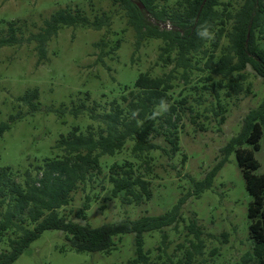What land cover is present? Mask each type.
<instances>
[{"label": "rangeland", "instance_id": "374dc122", "mask_svg": "<svg viewBox=\"0 0 264 264\" xmlns=\"http://www.w3.org/2000/svg\"><path fill=\"white\" fill-rule=\"evenodd\" d=\"M177 1L156 2L158 6L171 7ZM220 1L225 4L230 1L233 11L243 2ZM77 7L90 20L106 12L111 16L110 28L95 31L88 27L63 26L49 42L47 59L40 65L35 42L0 49V123H10L9 130L0 136V168L9 167L22 174L27 169L33 171L34 165L60 155L55 146L62 135H69L74 127L85 132L89 125H94L89 113L73 117L70 110L74 106L86 103L91 108L96 102L108 110L110 102L121 98L125 87H132L140 73L150 71L154 76H162L172 69V66L164 67L160 60L161 39L142 40L136 48L137 36L128 24L127 11L114 0H0V36H7L9 24L16 22L18 36L27 39L30 34L38 33L55 11ZM102 38L110 42L109 47L119 39L122 41L118 50L102 57L105 63L99 59L102 50L94 47ZM222 44L226 45V40ZM109 50L106 47L104 52ZM206 60L200 61L197 67L201 70L195 69L188 80L178 75L175 81L173 98L187 96L192 112L186 110L182 115L180 151L172 157L161 151L151 153L153 168L148 174L153 191L151 200L130 205L111 197L108 167L115 162L132 160L127 150L102 158L103 173L80 185L72 194L69 206L60 210L63 216L97 227L122 219L162 215L193 190L192 180H204L223 159L224 166L211 188L198 198L184 200L179 221L163 231L144 235L145 251L151 252L150 264H257L249 235L248 208L253 200L246 191L235 151L228 153L223 148L240 133L249 112L259 107L264 97V80L248 66L244 71L246 79L240 81V92L219 86L204 90V84H211L204 79L208 72L202 71ZM231 77L240 80L238 74ZM231 77L214 76L212 82L226 85ZM36 88L40 94L38 108L32 111L18 98ZM86 94L90 95L88 101ZM218 100L226 108L223 123L214 112ZM16 114H21V118L10 122V116ZM155 142L170 147L164 138ZM259 144L255 158L260 165L255 173L264 174V126ZM23 179L19 177L18 181L22 183ZM81 210L83 214L79 215ZM163 235L166 236L164 243ZM133 238L132 234L121 236L117 248L108 254L78 253L64 233L49 230L13 264H130L135 257Z\"/></svg>", "mask_w": 264, "mask_h": 264}, {"label": "trees", "instance_id": "16d2710c", "mask_svg": "<svg viewBox=\"0 0 264 264\" xmlns=\"http://www.w3.org/2000/svg\"><path fill=\"white\" fill-rule=\"evenodd\" d=\"M139 1L144 9L133 0H114V3L122 4L127 11L128 24L137 36L136 48L140 47L142 40L161 39L160 60L164 67L172 66V69L162 76H154L150 71L140 73L132 87H125L121 98L110 102L108 110L96 102L91 108L86 103L74 106L70 110L73 117L89 113L94 125H89L85 132L74 127L69 135H62L55 146L60 155L34 165L33 171L27 169L22 174L9 167L0 168V264H13L43 232L49 230L64 233L76 252L94 254L110 253L117 248L121 236L132 234L135 257L130 264H150L151 252L145 251L144 235L163 231V228L179 221L184 200L198 198L210 189L224 166L221 159L204 180H192L193 190L172 210L159 216L122 219L93 227L67 219L60 212L69 206L72 194L80 185L103 173L101 161L104 156L114 157L127 150L132 160L115 162L108 167L106 175L111 197L120 198L130 205L151 200L153 191L148 179L153 168L151 153L161 151L169 157L176 155L180 151L182 115L186 110L192 112L187 96L178 100L173 98L175 81L178 75L188 80L195 69L201 70L197 65L203 58L207 60L202 71L208 72L204 79L211 82L202 86L204 90L219 86L240 92V81L246 79L244 71L248 66L264 80V0H242L235 11L230 9V1L225 4L220 0H179L171 7L166 4L158 6L157 0ZM218 6L223 8L218 9ZM111 22V16L106 12L90 20L78 7L74 10L63 8L52 13L39 32L30 34L27 39L18 36L17 23L11 22L7 36H0V49L35 42L37 64L40 65L47 59L49 42L63 26L100 31L109 29ZM202 25L209 26L213 33L211 39H201L197 35ZM223 40H226V45L222 44ZM115 44L109 47L110 42L104 38L94 44L95 48L102 50L100 61L103 56L107 57L120 48L121 39ZM106 47L110 50L104 52ZM233 74H238L240 80L232 78ZM214 76L231 79L222 85L212 82ZM39 95L36 88L18 100L35 111ZM215 95L219 97L218 93ZM86 98L88 101L90 95L86 94ZM98 108L102 110L98 111ZM60 111L65 113V110ZM214 112L223 123L226 108L220 100ZM10 118L9 121L13 122L20 119L21 114ZM263 126L264 97L259 107L244 118L240 133L223 148L228 153L235 151L246 191L253 200L248 208L249 235L254 243L253 255L258 260L257 264H264V174L255 173L260 165L255 152L261 147L259 141ZM9 128L10 123H0V136ZM159 138H164L170 147L155 142ZM245 145L249 147H243ZM185 159L184 155L183 161ZM19 177L24 178L22 183L18 181ZM82 214L83 210L79 215ZM162 237L164 243L166 236Z\"/></svg>", "mask_w": 264, "mask_h": 264}, {"label": "clouds", "instance_id": "9594fccd", "mask_svg": "<svg viewBox=\"0 0 264 264\" xmlns=\"http://www.w3.org/2000/svg\"><path fill=\"white\" fill-rule=\"evenodd\" d=\"M197 35L201 39H211L213 37V33L209 31V26L208 25H202L198 30H197Z\"/></svg>", "mask_w": 264, "mask_h": 264}, {"label": "water", "instance_id": "95a60500", "mask_svg": "<svg viewBox=\"0 0 264 264\" xmlns=\"http://www.w3.org/2000/svg\"><path fill=\"white\" fill-rule=\"evenodd\" d=\"M136 3V5L139 7V8H141V9H144V5H143V3H141V2H135Z\"/></svg>", "mask_w": 264, "mask_h": 264}, {"label": "flooded vegetation", "instance_id": "af4514ba", "mask_svg": "<svg viewBox=\"0 0 264 264\" xmlns=\"http://www.w3.org/2000/svg\"><path fill=\"white\" fill-rule=\"evenodd\" d=\"M134 2H136V0H133Z\"/></svg>", "mask_w": 264, "mask_h": 264}]
</instances>
